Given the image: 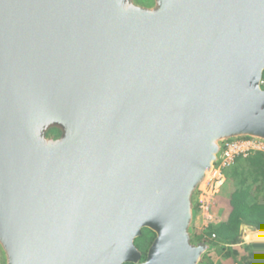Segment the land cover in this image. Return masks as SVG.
Returning <instances> with one entry per match:
<instances>
[{
    "label": "water",
    "instance_id": "obj_1",
    "mask_svg": "<svg viewBox=\"0 0 264 264\" xmlns=\"http://www.w3.org/2000/svg\"><path fill=\"white\" fill-rule=\"evenodd\" d=\"M150 1L0 0L2 264L212 249L197 188L223 142L264 140V0Z\"/></svg>",
    "mask_w": 264,
    "mask_h": 264
},
{
    "label": "trees",
    "instance_id": "obj_2",
    "mask_svg": "<svg viewBox=\"0 0 264 264\" xmlns=\"http://www.w3.org/2000/svg\"><path fill=\"white\" fill-rule=\"evenodd\" d=\"M143 2L151 3L150 0H143ZM225 177L226 181L216 197L219 198L220 205L216 209V215L220 218L219 222L209 224L205 233L194 236L193 242H206L212 246L211 250L223 254L225 258H234L235 262L238 252L233 247L241 243L243 226L248 227L250 231L264 234V160L259 154L246 159L240 158L225 172ZM194 208L197 212L195 202ZM212 234H215L213 240L210 239ZM154 237V233L150 230L142 231L139 241L135 244L141 252V261H144ZM259 247L257 243L244 245V250L248 251L247 256L251 258V262L247 261L246 264L263 263L262 249H258ZM250 248H256L255 252H252ZM207 254L208 252L203 255L201 264L209 263Z\"/></svg>",
    "mask_w": 264,
    "mask_h": 264
},
{
    "label": "built area",
    "instance_id": "obj_3",
    "mask_svg": "<svg viewBox=\"0 0 264 264\" xmlns=\"http://www.w3.org/2000/svg\"><path fill=\"white\" fill-rule=\"evenodd\" d=\"M257 154L264 160V140L243 137L222 143L217 161L205 173L197 188L194 198L197 216L204 218V222L208 219L209 222L213 220L212 211L216 197L226 181L225 172L233 167L238 159H246ZM209 224L205 225L206 228ZM210 239H215V234H212Z\"/></svg>",
    "mask_w": 264,
    "mask_h": 264
},
{
    "label": "rangeland",
    "instance_id": "obj_4",
    "mask_svg": "<svg viewBox=\"0 0 264 264\" xmlns=\"http://www.w3.org/2000/svg\"><path fill=\"white\" fill-rule=\"evenodd\" d=\"M219 205V198H216L214 207H213V220L211 222H209V219L206 220L204 222V218L197 216V212L195 215V220H194V224H193V241L194 236L199 234V233H205L206 231V224L212 223V224H216L219 222V217L216 215V209L218 208ZM144 230V229H143ZM142 230V231H143ZM241 243L237 246H234L233 248L237 249V256L235 257L236 260L234 262V258L230 259V258H225L223 256V254H219L216 251L211 250L210 252H208V257H209V263L208 264H246V262L250 261L251 262V258L247 256L248 251L244 250V245H248V244H259L260 247L258 249H262V258L261 260L263 261L264 264V234L262 232H254V231H250L248 229V227L243 226L241 228ZM140 237H138L135 240V244L139 241ZM207 240L208 237H206ZM196 243V242H195ZM206 243V242H205ZM252 252H255L256 248H250ZM261 261V262H262ZM2 264V263H1ZM201 264V263H200ZM251 264V263H249Z\"/></svg>",
    "mask_w": 264,
    "mask_h": 264
}]
</instances>
